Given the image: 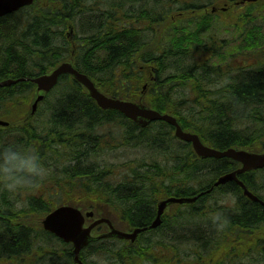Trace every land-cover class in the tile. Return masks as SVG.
Instances as JSON below:
<instances>
[{
  "label": "trees",
  "instance_id": "obj_1",
  "mask_svg": "<svg viewBox=\"0 0 264 264\" xmlns=\"http://www.w3.org/2000/svg\"><path fill=\"white\" fill-rule=\"evenodd\" d=\"M160 1L103 0L101 5L98 0H35L0 18V81L34 78L69 61L106 95L170 113L185 131L215 149L264 151V67L238 73L230 65L225 72L219 63L227 55L214 53L206 41L229 31L225 16L215 21L190 0H180L185 1L181 8L172 6L176 0ZM179 11L187 16L171 21ZM262 13L261 5H249L242 16L251 18V35L261 32L257 19H264ZM70 26L75 28L73 41L67 35ZM116 26L121 28L117 32ZM260 43L252 37L250 47ZM188 49L199 52L197 63L207 52L221 61L204 71L172 63L173 54ZM165 56H171L165 60L170 64L163 62ZM149 63L158 69L141 68ZM145 84L150 88L143 93ZM35 91L30 81L0 86V117L11 122L0 127V146L35 148L49 169L33 186L9 191L0 184V264H76L71 246L35 221L51 212L63 194L74 205L95 211L100 207L96 213L101 217L131 231L151 225L161 199L198 195L241 166L231 158H199L166 122L142 128L118 110L102 109L69 74L46 94L34 118L25 120ZM120 149L148 153L124 162L123 176L113 182L121 168L109 164L106 156H119ZM239 177L264 199V169ZM46 182L60 193H40ZM178 211L182 217L176 225L190 230L171 233L170 244L151 238L168 230L171 218L166 214L162 227L142 232L135 245L101 240L82 251L81 259L86 264H264V206L244 197L237 184L215 187ZM217 215L221 220L214 223ZM224 220L226 225L219 227ZM185 242L196 245L188 254L180 247Z\"/></svg>",
  "mask_w": 264,
  "mask_h": 264
},
{
  "label": "water",
  "instance_id": "obj_2",
  "mask_svg": "<svg viewBox=\"0 0 264 264\" xmlns=\"http://www.w3.org/2000/svg\"><path fill=\"white\" fill-rule=\"evenodd\" d=\"M244 2H252L257 0H243ZM34 0H0V17L12 14L20 9L31 6ZM64 74L71 75L78 83L84 86L89 95L95 99L97 104L103 109H115L121 111L125 116L135 121L141 127H147L151 122L161 120L175 126V135L179 139L191 143L195 153L201 158H232L240 163L242 167L226 173L219 177L215 186L227 184L229 182L236 183L243 188L244 195L253 200L260 201L264 205V201L253 194L247 186L239 179V174L247 171L264 167V152H250L246 150H237L229 148L225 151L214 149L205 145L199 135L186 132L177 122V119L170 114H162L157 110L144 105L143 102L136 103L129 100L119 99L105 95L88 75L77 70L72 62H64L52 69L49 73L39 75L28 79L22 78L17 80L0 81V86H11L19 81L30 80L36 85V91L31 103L30 116H33L37 110L39 103L45 99L46 94L50 92L58 83L60 76ZM9 123L0 119V125L7 126ZM196 198H168L159 204L158 215L151 228H156L161 225V216L169 204L194 202ZM87 217L94 216L93 212H87ZM44 228L57 236L64 239L66 242L74 244L75 259L77 263L82 264L79 254L91 241H96L101 238L117 237L120 239H128L132 244L136 242L138 234L146 229H136L133 232H124L116 229L109 219L95 220L89 227H86L85 217L80 209L73 206L64 205L56 208L47 217L41 220ZM101 223H106L109 226V232L100 236H93L92 232Z\"/></svg>",
  "mask_w": 264,
  "mask_h": 264
},
{
  "label": "flooded vegetation",
  "instance_id": "obj_3",
  "mask_svg": "<svg viewBox=\"0 0 264 264\" xmlns=\"http://www.w3.org/2000/svg\"><path fill=\"white\" fill-rule=\"evenodd\" d=\"M176 1L181 2L180 0H176ZM211 1L212 0H210V2L206 4L207 0H205V2L203 0H190V5L197 4L198 2L200 5H202L201 13H207V14L212 13V14L219 15L221 12H223L226 15V14H232L235 9L234 8L235 6L242 5L241 8H247L250 4V3L242 4V0H214L213 1L214 3H212ZM98 2L101 5L103 4V0H98ZM183 4H185V1L183 2ZM191 10L193 11V14H194L195 13L194 9H191ZM182 15H184L183 11H179L177 15L172 16V19L170 20L174 22L176 21L177 18H180V16ZM227 19L231 20L228 23V25L231 26L229 29L230 34L227 35L228 37L211 36V37H208L206 40L208 41L207 42L208 44L212 43L211 46H212V49L214 50V53L220 51L223 55H227L225 61L219 63V64H222L221 69L224 70L225 72L231 69H234L232 71L238 72V73L239 72H248V73L258 72L261 68L264 67V59H263L264 36L263 35L252 36L249 33L250 19L248 18L244 19L242 26H241V22H242L241 20H238L236 18H227ZM198 20L200 19H196V21ZM116 28H117V31L121 29L117 26ZM244 30L245 32L242 33ZM252 37H258L261 39V43L256 48H250V42H251ZM240 48L244 49L245 51L242 50L243 51L242 52L241 50H239ZM188 50L190 51H184L181 54H173V56L176 57V60L172 63H180L181 67H184V68L192 65L193 68H195V70L204 71L208 68L212 69L211 64L213 62L218 63L221 61V59L217 60V56L210 55L207 52L205 55L202 53L201 58L206 56L204 61L201 63H197L194 58L199 52L196 53V50L194 49H188ZM238 53H242V54H238ZM168 57H171V56L163 57V62H166L165 60H168L167 59ZM166 63L170 64L171 62H166ZM208 63L210 67L206 66ZM230 65H231V69L229 67ZM234 66L236 68H234ZM141 68L148 72L149 71L155 72L156 69H158V65L155 66L149 63V64L141 65ZM174 211L176 214L174 213ZM179 213L180 212L178 211V209L174 208L173 212L169 214L171 216H176V215H179Z\"/></svg>",
  "mask_w": 264,
  "mask_h": 264
},
{
  "label": "clouds",
  "instance_id": "obj_4",
  "mask_svg": "<svg viewBox=\"0 0 264 264\" xmlns=\"http://www.w3.org/2000/svg\"><path fill=\"white\" fill-rule=\"evenodd\" d=\"M49 174L35 148L20 147L14 144L0 146V184L9 191H16L25 186H33ZM219 215L213 222L220 221ZM227 221L220 223L224 227Z\"/></svg>",
  "mask_w": 264,
  "mask_h": 264
},
{
  "label": "rangeland",
  "instance_id": "obj_5",
  "mask_svg": "<svg viewBox=\"0 0 264 264\" xmlns=\"http://www.w3.org/2000/svg\"><path fill=\"white\" fill-rule=\"evenodd\" d=\"M106 2H107V0H105ZM152 1V3L155 1V0H151ZM157 1H160V0H157ZM204 2H205V0H203ZM214 0H212L211 2L212 3H214L213 2ZM161 2V1H160ZM208 2H210V0H207V2H206V4H208ZM183 5V3L182 2H178V1H175V2H172V6L173 7H175V8H179V7H181ZM260 5L262 6V9H264V0L263 1H261V3H260ZM129 8H131L130 6H129ZM245 11H247V8H235L234 9V11H233V13L232 14H226V15H224L225 17H226V20L228 21V22H230L231 20H228L227 18H236V19H238V20H244L246 17H242L243 15H245ZM264 13H262L261 15H263ZM260 18V16L258 17V19ZM214 20L215 21H217V17L215 16V18H214ZM250 20H251V18H250ZM250 22V21H249ZM259 23L262 25V28L264 29V19L263 18H261L260 20H259ZM112 28H114L113 30L115 31V32H117V29L115 28V27H112ZM110 29H111V27H110ZM110 29H108L109 31H110ZM111 32V31H110ZM225 36V35H224ZM77 45H78V43H77ZM76 45V46H77ZM215 79H217L216 77H215ZM3 109L1 108L0 109V112H3L2 111ZM34 118V117H33ZM0 119H2V120H7L8 121V119H10L8 116H1L0 117ZM147 153H148V151L147 150H145V149H138V150H128L127 152H125V151H123V149H120V151L118 152V154H119V156H115V154H116V152H114V153H110L108 156H106V159H107V161H108V163L109 164H113V163H115L119 168H121V169H119V173H118V175L117 176H113L112 178H114V179H112V181L113 182H115V180L117 179V180H119L120 179V177H122L123 176V173H124V171H122L123 169H122V165H123V163L124 162H128V161H130V160H134L135 159V157H141V156H145V155H147ZM47 183L48 182H46V184H43L44 186H45V188L41 185V187L40 188H38L39 189V192L40 193H46V192H50L52 189H48L46 186H47ZM38 192V193H39ZM37 193V194H38ZM47 195H49V194H46L45 196H47ZM63 196V200H65L66 199V196L65 195H62ZM172 223L174 224V225H176V223H175V220H172ZM164 237V235H160V238H163ZM140 244H142L141 245V247L142 246H145V244H146V242L145 241H141L140 242ZM196 245L194 244V242H185V243H183V244H181V249L183 248L184 249V251H186V253L188 254V253H190V250H192L194 247H195ZM183 251V250H182ZM183 251V252H184ZM186 261V260H185ZM101 262V264H103V261H100ZM185 264H186V262H185Z\"/></svg>",
  "mask_w": 264,
  "mask_h": 264
},
{
  "label": "bare ground",
  "instance_id": "obj_6",
  "mask_svg": "<svg viewBox=\"0 0 264 264\" xmlns=\"http://www.w3.org/2000/svg\"><path fill=\"white\" fill-rule=\"evenodd\" d=\"M257 202V201H256Z\"/></svg>",
  "mask_w": 264,
  "mask_h": 264
}]
</instances>
